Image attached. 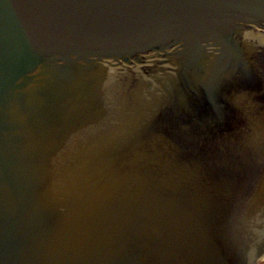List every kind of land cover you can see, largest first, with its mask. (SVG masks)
Listing matches in <instances>:
<instances>
[{
    "label": "water",
    "instance_id": "1",
    "mask_svg": "<svg viewBox=\"0 0 264 264\" xmlns=\"http://www.w3.org/2000/svg\"><path fill=\"white\" fill-rule=\"evenodd\" d=\"M263 250L264 0H0V264Z\"/></svg>",
    "mask_w": 264,
    "mask_h": 264
},
{
    "label": "bare ground",
    "instance_id": "2",
    "mask_svg": "<svg viewBox=\"0 0 264 264\" xmlns=\"http://www.w3.org/2000/svg\"><path fill=\"white\" fill-rule=\"evenodd\" d=\"M263 258H264V250L261 251V252L256 256V258H255L253 264H257V261H259V260H261V259H263Z\"/></svg>",
    "mask_w": 264,
    "mask_h": 264
},
{
    "label": "rangeland",
    "instance_id": "3",
    "mask_svg": "<svg viewBox=\"0 0 264 264\" xmlns=\"http://www.w3.org/2000/svg\"><path fill=\"white\" fill-rule=\"evenodd\" d=\"M259 264H264V258L263 259H261V260H259V262H258Z\"/></svg>",
    "mask_w": 264,
    "mask_h": 264
}]
</instances>
